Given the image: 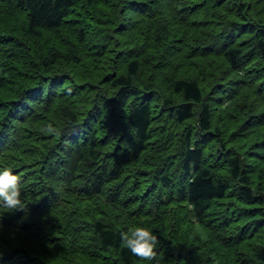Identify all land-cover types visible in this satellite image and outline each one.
Segmentation results:
<instances>
[{
	"label": "trees",
	"instance_id": "1",
	"mask_svg": "<svg viewBox=\"0 0 264 264\" xmlns=\"http://www.w3.org/2000/svg\"><path fill=\"white\" fill-rule=\"evenodd\" d=\"M0 264H264V0H0Z\"/></svg>",
	"mask_w": 264,
	"mask_h": 264
}]
</instances>
